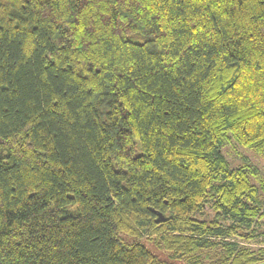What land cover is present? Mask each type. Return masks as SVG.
Listing matches in <instances>:
<instances>
[{
	"label": "trees",
	"instance_id": "obj_1",
	"mask_svg": "<svg viewBox=\"0 0 264 264\" xmlns=\"http://www.w3.org/2000/svg\"><path fill=\"white\" fill-rule=\"evenodd\" d=\"M229 149L264 162V0H0V264L263 262Z\"/></svg>",
	"mask_w": 264,
	"mask_h": 264
},
{
	"label": "rangeland",
	"instance_id": "obj_2",
	"mask_svg": "<svg viewBox=\"0 0 264 264\" xmlns=\"http://www.w3.org/2000/svg\"><path fill=\"white\" fill-rule=\"evenodd\" d=\"M226 157L231 162L232 165H240L244 163L243 158H246L251 165L258 167L260 175L262 176V178H264V162L258 159L256 156L252 155L251 153L247 152L246 150L238 149V153L235 154L231 149H229L226 152ZM240 245L249 248L253 252L255 251L257 252L258 249L264 248V242H260V241L258 242V240L247 243L240 242ZM146 247L151 253L156 255L161 261L167 264H183L179 260H171L167 252H165L162 249H158L154 245L147 244ZM259 264H264V261Z\"/></svg>",
	"mask_w": 264,
	"mask_h": 264
},
{
	"label": "water",
	"instance_id": "obj_3",
	"mask_svg": "<svg viewBox=\"0 0 264 264\" xmlns=\"http://www.w3.org/2000/svg\"><path fill=\"white\" fill-rule=\"evenodd\" d=\"M164 220H165V218L161 214L157 215L156 222H161V221H164Z\"/></svg>",
	"mask_w": 264,
	"mask_h": 264
}]
</instances>
